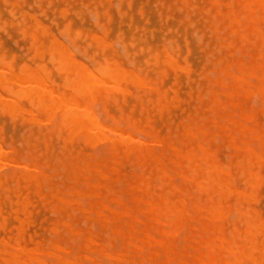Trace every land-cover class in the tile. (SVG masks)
Listing matches in <instances>:
<instances>
[{
	"label": "bare ground",
	"instance_id": "1",
	"mask_svg": "<svg viewBox=\"0 0 264 264\" xmlns=\"http://www.w3.org/2000/svg\"><path fill=\"white\" fill-rule=\"evenodd\" d=\"M7 1L8 0L4 1L3 3L4 4L5 3L6 4L7 3L8 4L14 3V2L12 3V2H9V1L7 2ZM23 1H26V0H23ZM92 1H94V0H91V2ZM184 1H187V0H184ZM193 1L195 2V0H193ZM212 1H213V6L214 5L216 6V13H217L216 16H218V22H219V23L216 22V20H217L216 19V20H214V23L215 22L218 23V24H216L218 26L220 23L224 22L225 29L226 30L229 29L232 33H234L233 35L238 36L239 42L241 44L239 45L240 50L237 49V52L240 53V51L243 49L244 46H248L247 49L252 51V54H251L252 56H250V58H252V59H250V63L247 62V63H249V64H247L244 60L236 59V57H235L236 60L233 59L234 64L233 63L227 64V62H226V65L221 68V70H222L221 73H223V75H226L228 78L231 79V81L229 82V84L231 86L228 88L229 90L226 89L228 86L226 85L225 78H227V77L223 78V77L219 76V78H216L219 80L218 82H221V80H222V85L226 86V88H224V89L227 90L228 103H231V106H233V110L229 111L230 110L229 105L228 106L224 105L223 102L220 100L221 98L219 99L218 96L214 93L212 96V99H211V102H212L211 106L215 109H217V107H219L218 110L220 108L224 109L226 114L222 115V119L219 118L220 116H217L218 117L217 118V117H215L216 112L214 115V112L210 111L212 107L209 108L208 110H203V112L201 114H200V112L197 111L199 117L196 120H193V118H192L190 124L187 121V119H186V121L188 122V124H186V121L183 122V124H182L183 128L178 133V140H174V141H178V144L173 143V140H169L167 138L169 136L160 137L158 135L159 130L157 131V134H153V133L149 132L148 130H146L148 128L147 127L145 128V126L143 128H139L138 126H136L135 121L133 123H129L130 118H128V117L126 119L127 122H125V124H127L126 126L129 127V131H126L125 129H123V127H125L124 122H122L123 119L121 122H119V123L124 124L123 127H121L123 124H121V126H119L120 124H118V122H116L118 125H116V124L110 125V122L108 123V121H111V120H108V118L112 115H109V117H106V115L108 114V113H106V115L104 116L105 112H107V111L109 112V109L108 110L106 109V111L104 112L103 109H105V108H103L104 105L102 106V104H105V100H106V103L108 102L107 100H110L109 96L111 95V93L109 92V90L111 89V86H113L112 88L114 90L119 91V90L124 89L121 85V83L124 80L130 79V77H132V76L136 81H139V82H141L142 79H140L138 77L139 75L134 76L132 74L130 76V74H126L125 70H123V68L121 66L112 67L110 64L113 62H111L110 60H109L110 63L107 62V64H105V65L101 64L102 66H100V64H99V67L95 66L94 70L97 71V73H94L92 71V69L88 68L89 70H91V72H92L91 73L90 71H88L86 69L87 68L86 65H83V62L81 63V61H74L76 59H74V58L72 59L68 56L67 53H72L73 51L71 49L69 50V48H66L63 50L61 47L62 44L60 43V41H61L60 39L56 40V38H55V42L52 41L50 43V46H48V50L51 52L49 57H50V60L53 59V62L50 60H48V61H50L49 62L50 64L52 63L51 64L53 66L52 68H54V70L56 69L57 73H61V74L65 73V72L67 73V76L64 77L65 80H62V81H65V83L62 84V85H64V87L69 86V85L74 86V84L76 82L75 87L71 89L72 91L71 92H69L70 90L68 91L69 94L65 93L63 90V92H59V94H57L55 96L53 95V93L55 94V92H53L51 90V88L49 86L50 84L47 83V80H46V78L49 76L50 70L47 71L48 76L46 75L47 73H45L44 76L45 77L47 76L45 78L44 76H42V74H39L37 72L29 71L28 73H26V70H24L26 68L25 67L26 65L22 64V67L19 68L20 69L19 72H21L20 76H16L15 74L14 75L17 77V79L19 81L22 80L25 83L26 78L24 79V75L28 74V76H29L28 81L31 82L30 79L35 78L34 80L36 83L33 82L34 81L33 79H32L33 80L32 82L34 84H37V86L31 87L29 84L28 87H19L20 89L17 88L18 90H13L12 89L13 87L11 85L10 86L8 85V82L12 81L11 78H7L5 75L0 74V84L5 88V89L3 88L1 91L4 92L5 90H7V94L9 92V94H11L12 96H16L18 98L19 97L29 98L31 101H29L28 105L26 104V107H29V105L34 104V103L37 104L38 108H40L42 110L43 117H44V118H39L36 115H34V112L32 110L23 108L18 102L21 99H19L18 101H16L15 98H12V100H8V99H11V97L9 98L8 96H4L3 94L2 95L0 94L2 97V99L0 100V110L1 111L2 110L3 111L8 110L7 113L4 112L5 114H7V118H8V114H9L8 112H10L14 115H17L20 112H25V113H27V115H29L28 117H26L29 122H33L35 124H38V126L40 124L41 127L43 125L45 127L48 125L49 126V127L47 126L48 130L46 132L44 131L45 133L44 132L42 133L43 134V137L41 136L42 139L40 136L35 138L34 133L32 131H30V129L32 127L35 128V126H36L37 128H39L40 126L38 127L37 125L31 124L32 125V126H30L31 128H29L28 129L29 131L28 132L26 131V132L27 133H29V132L33 133L34 137L33 136H31V137L34 138L35 140H40V139L42 140V143L45 144L43 146H45V148H46V151L44 153V154H46V156L49 152L52 151V153H53L54 150H56L53 148H52L53 150H51L50 142H53L55 140V144H56V146H58L57 141L62 138L59 136L58 140H56V139L52 140L51 136L49 137V135H52L55 132L59 133L58 135L63 136V141H60V143L65 142V146L61 145L58 142L59 146L66 148V150H67L66 152L69 151V154L71 155V156L67 155L66 152H64L65 153L64 154L62 150H61L62 152L61 151L59 152V153L64 154V156H62L63 158L61 160L58 159V161L64 163V165H65L64 167L66 169H69V167L71 166L70 171H69V175H67L69 177L66 178L67 180L68 179H70V180H68L69 185L66 187L65 192H61V189L58 188V190L55 191L51 195V196L55 197V200H56L54 202V204H51V205L55 209L59 208L60 209V210L58 209L59 213L60 212L62 213V211L65 210L68 206H69V208H67V209H80V211L82 210V212L87 216L88 219L94 217V220H96V221L92 220L93 221L92 224H94V222L99 223L103 227V231L107 232V233H108V231H107L108 229L111 230L110 235H109V233L107 234L110 236L108 238V243L103 244V243L98 242V240L96 239L97 236L95 238L94 235L92 234V232L85 233L81 228H74V227L69 226V223L67 222L66 219L73 221V219L69 218V216H71L70 212L68 213V216L66 219H65V215L63 217L62 216L60 217V215L57 212H55V213H53L54 216L58 217V215H59L60 218H59V221H58V219H56V221H58V222L55 221V222L51 223V219H50V222L47 221L48 224L50 223V225H49L50 230H48L49 231L48 233H50V231H51V237H53V235L55 234L54 235L55 237H53V238L58 239L59 241H61L60 237L56 238V236H61V238H66V236H67L69 238V236L67 235L69 233L73 238V239L71 238L72 241L74 243H75V241H77L72 248L73 250H75V248H76V251L72 250L71 252H73V253L71 254V252L69 250H67L68 248L63 245L64 243L62 244L63 241L59 242L58 240H54V239L49 240L51 237L48 239V241H45V242L39 241L37 239H36L37 241H35V238H33L30 235L31 232L28 233L29 239H27L26 229H27V227H28V229L30 228L29 227L30 226L29 225L30 224L29 223L30 222L29 217H30V215L32 217L31 211L33 212L36 209L35 204L37 202L34 203V197L32 195V198H33L32 201L34 203V204L32 203V206L33 205H35V206H33L34 210L29 209V205L31 203V200L29 197L30 191L29 190L27 191L25 189V191H26L25 193L20 191L17 194H15L17 197V200L15 199L16 202L14 201V203H16L15 204L16 208H14L15 207L14 204L11 203V202H13L12 199L9 200L7 198L8 196H6V195H12V194H10L9 190L19 189L21 186V183L23 181L26 182L27 184L22 185V187H25V186L29 187V186L35 185L38 189L41 187L43 182H45V184L50 182L52 180V178L50 180V173L46 172V171H41V170H44V167L48 166L47 161H49V160L47 159L43 162L44 167L40 166V168H38V169H36V167H33V166L30 167L25 163L22 164V163L16 161L12 157H10V158L7 157L5 155L6 153L4 154V152L2 151V149L4 147H1V146H3V145H1V143H0V145H1L0 146V170L3 168H6V169H3L4 171L3 170L0 171V186L3 185L2 189H4V187L7 186L8 188L7 187L6 188L8 191L5 190L6 188L4 190H2V189L1 190H2L3 195L5 196V199L7 198L9 201H11V202H9V203H11V205H9V207L11 208L12 205L14 206L13 207L14 209L13 208H11V209H13L15 214H17L18 212L22 214V216L20 214L14 215V217L17 218L18 223H15L16 228L14 230H16V232L13 233L10 228H11V226H12V229L15 227V226H13V222H14V219H16V218H14V217H13L14 219L12 218V220H13L12 225H10V227L8 229L7 225L11 223L10 222L11 220L8 221L5 217L6 215L4 216L2 214V202H1V197H0V231L1 230L4 231L3 235H1L2 233H0V264H146L147 261L150 262L149 260L156 261L158 259L157 258L155 260V258L159 257V255H160L159 251L156 249L157 246H159L165 250L164 257L162 256L163 254L161 253V255H160L161 257H160L159 261L161 262L165 258V264H175V259L177 257L176 256V253H177L176 252V250H177L176 246H177V241H178L180 234H184L183 239H184L185 243H184V247L182 245L183 248H185L186 244H187V245H190L189 247L192 246L196 249V251L192 250L195 254L192 253L193 255L190 256L191 257L190 259H185V257H184L185 250L181 249L183 251H181V255H179V256H181V258L183 257V259H181L180 261L184 264H264V218H262L261 214L255 208H253L252 205L250 204L251 201L254 200L257 196V189H258V186L260 184L259 179L261 177V175L259 177V171L256 170L255 167L259 166L261 164V162L264 161V131H263L264 129L262 126L260 127V126H258V124L252 123L253 121L256 122L255 121V119H256L255 115H257V114H255L256 112L254 113L253 110H254V107H256V105L258 104L257 101H259V99L261 100L260 101L261 105H258V106H260V108L262 106L263 109L262 108L261 109L264 110V0H222V1L221 0H212ZM38 2L36 3V5L38 4ZM57 2H59V1L57 0ZM81 2L83 3V1H81ZM94 2H93V4H94ZM54 3H55V1H54ZM88 3H90V2H88ZM104 3H106V1H104ZM115 3H113V4H115ZM123 3H124V1H123ZM123 3L121 2V5ZM126 3H128V2H126ZM174 3H176V2H174ZM182 3H184V2L182 1ZM136 4L137 3H134L133 5H136ZM161 4L163 5L162 2H161ZM38 5H39V7H41L40 4H38ZM82 5H80V6L82 7ZM87 5H89V4H87ZM154 5L157 6V4H154ZM94 6H97V5H94ZM122 6H124V4ZM221 6H223V7L226 6L227 10L225 12H222L223 10L221 11V9H220ZM21 7H24V6H21ZM50 7H51V5H50ZM81 7H79V8H81ZM109 7L111 8V6H109ZM138 7L139 6H137L136 9L140 10ZM12 8L14 9V7H12ZM32 8H33V6H31V9ZM71 8H72V6H71ZM110 8L107 10L109 11ZM117 8H119V7L117 6ZM140 8H142V7H140ZM195 8H196V6H195ZM82 9H83V11H86L85 10L86 8L85 9L82 8ZM97 9H98V7H97ZM97 9H95V10H97ZM168 9H170V7ZM191 9H193V8H191ZM4 10H6V9H4ZM10 10L12 11V9H10ZM36 10H37V8H36ZM62 10L64 11V9H62ZM116 10L119 11L118 9H116ZM157 10H158V8H157ZM182 10H183V8L181 10L178 9V11H180V12H182ZM208 10H209V8H208ZM11 11L9 14H12V16H13L14 12L12 11L13 13H11ZM46 11L47 10H45V12ZM15 12H16V10H15ZM24 12H25V10H24ZM104 12L102 11V14ZM139 12L143 13L142 10ZM209 12L210 11L205 12V13L208 14ZM83 13H85V12H83ZM106 13H107V15H109L107 11H106ZM106 13H104V14L106 15ZM123 13H125V12H123ZM30 14H32V13H30ZM40 14H41V12H40ZM93 14L95 15V13H93ZM118 14H119V12H118ZM158 14H161V12ZM200 14H201V11H200ZM42 15H43V13H42ZM44 15H46V13H44ZM80 15H81V13H80ZM80 15H78V16H80ZM126 15H127V13H126ZM140 15H142V14H140ZM172 15H173V13H172ZM0 16H2V15H0ZM17 16H19V15H17ZM97 16H98V14H97ZM122 16L123 15H121L120 17L122 18ZM216 16L213 15L212 17L215 19ZM143 17H141V19H143ZM147 17H146V20H147ZM189 17L190 16H187L186 18H188L190 20L191 18H189ZM91 18L93 19V22H95L97 24V22L94 21V19H96V16H95V18L91 16ZM109 18H110V16H109ZM131 18H132V16H131ZM161 18H162V16H161ZM166 18H169V16H166ZM202 18H203V16H202ZM104 19H106V18H104ZM188 19H186V20H188ZM21 20L25 21L24 19H21ZM30 20H32V19H30ZM80 21L82 22L81 19H80ZM131 21H133V20H131ZM149 21H148V23H149L148 25H150ZM179 21H182V20H179ZM167 22H168V19H167ZM53 23H56V22L53 21ZM83 23H84V21H83ZM4 24L6 25L5 22H4ZM107 24H108V22H107ZM131 24H133V22ZM144 24H147V23L144 22ZM162 24L163 23H161V25ZM194 24H190V25L194 26ZM5 25L0 27V29L1 28L4 29ZM39 25H41V24H39ZM69 25L70 24L68 23V25L65 26V28L67 30H68L67 26L69 27ZM126 25H128V24H126ZM102 26L104 27L103 24L101 25V27ZM128 26H130V25H128ZM154 26H155V24H154ZM204 26H205V24H204ZM28 27H30V26L28 25ZM40 27H42V25ZM43 27H44V25H43ZM147 27L148 26H146L145 29ZM102 28H100V26H98V29H101V31H102ZM19 29L20 28H18V30ZM22 29L24 31V29H26V28H22ZM63 29H64V27H63ZM108 29L111 30V28H109V27H108ZM45 30H44V32L42 30V33H45V32L48 33L47 30L46 31ZM71 30L69 28V31H71ZM105 30H107V29H105ZM105 30L103 29L104 33H103V31H102V33L104 34V36L105 35L107 36L108 30L107 31H105ZM138 30L140 31L141 29H138V25H137V31ZM148 30H146V32ZM170 30L171 29H169V31ZM185 30H186V28H185ZM8 31L9 30H7V32ZM59 31L62 32V33L60 32L59 35H62L64 32V30H59ZM137 31H135V32H137ZM144 31L145 30H143L142 34H144ZM149 31H150L149 37H151V32L153 33V30L152 31L149 30ZM211 31H213V30H211ZM221 31H219V33L220 32L225 33V32H223V30H221ZM29 32H31V31L29 30ZM77 32L75 30L74 34H72L75 36V37L73 36L75 38V40L78 39L76 37L81 36V33L78 32L80 34L78 36ZM106 32H107V34H106ZM135 32H133L132 34H134ZM170 32H172V30ZM176 32H177V30H176ZM13 33H15V31ZM19 33L24 35L21 32H19ZM46 33L42 34V35H46ZM68 33H69L68 31H67V33H66V31L64 32V34H67V35H68ZM75 33L77 36L75 35ZM147 33H145L146 39L147 40L151 39L149 41H152V38H147V36H148ZM166 33L167 32H165V35H166ZM213 33H215V32L213 31ZM27 34H28V32H27ZM142 34H141V36H142ZM29 35H31V34H29ZM67 35H65L64 40L67 39V37H66ZM95 35H93L92 38ZM194 35L198 39L200 38V36L198 37L197 34H194ZM10 36H11V34H10ZM48 36H49V34H48ZM48 36H45V37H48ZM86 36H87V34L85 35V37ZM211 36H212V34H211ZM9 38H12V37H9ZM68 38H70V36H68ZM86 38H85V42H86ZM155 38L153 37L152 42L156 41V40H154ZM221 38H224L227 42L226 44H223L224 46H226V47L228 46V48L229 47L233 48V46L235 47L236 44L234 45L232 43V40L228 41L229 36H225V37L221 36ZM31 39H33V44L35 43V45H36V42L38 40L37 34L34 33L33 38H31ZM96 39H98V41L95 40L96 42H99V43L101 42L100 36L98 37V35H97ZM133 39H134V37H132V40ZM146 39L145 38L143 39L144 45H145V52L150 50L149 49L150 47L148 48L146 46V44L149 43V42L146 43L147 42ZM198 39H197V41H198V43H200L199 41H201V38H200V40H198ZM29 40H30V38H29ZM72 40H73V38H70L67 41L66 40L65 41L67 43H68V41L71 43ZM75 40H73L72 42H75ZM118 40H116V41L118 42ZM121 40H119V41H121ZM192 40L193 39H191V41ZM49 41H50V39H49ZM56 41H59V42H57L58 44L56 43ZM81 41L83 42L84 40L82 39ZM176 41L177 40H175L174 42H176ZM185 41H188V40H185ZM218 41L221 42L220 38ZM20 42H19V45L22 44ZM85 42H83V43H85ZM117 42L114 44V46L117 44ZM172 42H166V40H165V43L172 44ZM89 43L92 44V42H88V44ZM105 43H107V42H105ZM156 43H154V44H156ZM188 43L189 42H186L187 45H188ZM0 44H1V42H0ZM85 44H87V42ZM88 44H87V47H90V46L92 48L94 47V46L88 45ZM98 44H96V45H98ZM123 44L124 45H122V46L126 47L125 43H123ZM128 44L131 45L132 42H130ZM190 44H189V46H190ZM71 45H73V44L71 43ZM175 45H177V44H175ZM223 45H222V48H225ZM207 46H206V48L208 49ZM29 47L31 48L32 44H30ZM33 47L38 48L37 46H33ZM67 47H69V46H67ZM83 47L85 48V46H83ZM133 47H134V45H133ZM177 47L178 48H176V50L179 49V51H180V46L178 45ZM30 48H29V50H30ZM92 48H89V49L91 50ZM170 48H173V47H170ZM19 49H17V50H19ZM86 49H84L85 52H87ZM200 49H201L200 51L205 50L204 48L203 49L200 48ZM247 49H246V52H249ZM76 50H77V46L75 47V52H77V54H79L78 50H80V48H78L77 51ZM94 50H95V48H94ZM123 50L124 49L122 48V51ZM143 50L144 49L142 48L141 52H140L141 54H142ZM163 50L166 51V48H164ZM173 50L175 51L174 48H173ZM189 50L187 49V51L190 55L191 51H189ZM34 51H35V48H34ZM36 51L39 52V49H36ZM36 51L34 54L36 56H33V57H37ZM69 51H71V52H69ZM103 51H104V49H103ZM124 51H127V49ZM3 52H6V51L4 50ZM42 52H39V54H41ZM96 52L95 53L98 54V51H96ZM218 52H220V54H221L220 48L218 49ZM6 53H8V52H6ZM100 53H101V51H100ZM23 54L27 55L26 53H23ZM56 54L58 57L55 56ZM83 54H84V56H82V57H84V59H85L86 53H83ZM170 54L168 53L167 58L163 59L162 63L163 64H170L172 67H176V68L179 67V69H180V65L178 66L176 59L173 57L174 55H172V53H170ZM25 55H24V57H25ZM80 55H82V54H80ZM129 55H128V57H129ZM240 55H241V53L239 55L237 53V56L240 57ZM99 56H102V54ZM176 56L179 57L180 54L178 53V55L176 54ZM209 56H211V54H209ZM229 56L233 57V56H236V54L233 53ZM5 57L6 56L1 58V56H0V61H2L3 58H5ZM12 57H13V59H15L16 56L14 57V55H12L11 60H13ZM33 57H31V58H33ZM40 57H39V59H40ZM128 57H126V58H128ZM148 57L149 56H147V58ZM155 57H156L155 59H157V60L159 59L158 53L155 55ZM56 58L58 59V61H54ZM104 59L105 58H103L102 60H104ZM133 59H134V57H133ZM145 59H144V61H145ZM151 59L154 60V56H152ZM206 59L209 60L206 62V64L210 63V59L209 58H206ZM226 59H227V56H226ZM245 59H246V57H245ZM247 59L249 61L248 57H247ZM128 60H129V58H128ZM152 60L149 59V61H152ZM182 60L183 61L185 60L184 62H186V65L188 64L189 66H191L190 62H187L186 56L184 59H181V61ZM189 60H191V59H189ZM223 60H225V59H223ZM223 60H222V62H223ZM27 61H30V60L28 59ZM48 61H46V62H48ZM125 61H127V59ZM15 62H16V59H15ZM46 62L43 65H46ZM55 62H56V64L59 62V66L54 64ZM104 62H105V60H104ZM129 62L131 63V62H133V60L132 61L130 60ZM146 62H148V61H146ZM157 62L155 61V63L153 62V64H151L152 62H150L149 65L151 64L153 66ZM3 63H5L4 65L8 64L9 68H12L13 66L10 67V65H12L14 62L12 63V61L11 62L9 61L7 64H6V61L0 62V65H3ZM33 63L34 62H32V64ZM131 64H129V65L132 66L133 64L132 65ZM147 64L148 63L145 64V68L149 67V65H147ZM218 64L219 63H217L215 66H217ZM36 65L38 66V64H36ZM146 65H147V67H146ZM219 65L217 67L221 66V65L220 66ZM23 66H24V69H23ZM54 66L55 67L58 66V68L57 67L55 68ZM155 66H157V65H155ZM184 66H182V67H184ZM39 67H40V65H39ZM41 67L45 68V66H41ZM41 67L39 69H41V71L44 73V71L42 70ZM96 67L98 69H95ZM167 67H169V65ZM21 68H22V71H21ZM31 68H33V67H31ZM201 68H204V66ZM0 69H1V67H0ZM13 69H15V68L13 67L12 71L10 69V72L12 73V75H13V71H14ZM28 69H29V67H28ZM58 69L64 70L65 72L64 71H63V73L58 72L57 71ZM188 69L191 70L190 67L186 68V70H188ZM44 70H46V68ZM148 70H150V68ZM164 70H166V69H164ZM164 70L161 73L162 75L161 74H157V75L160 77L163 76L164 73L166 75V71H164ZM170 70H173L172 74H174V72L176 74L178 71V69H177V71L176 70L174 71L173 68L172 69L170 68ZM182 70H185V69L182 68ZM213 70L216 71V69H213ZM5 71L9 72L8 70H5ZM180 72L181 71H178V73H180ZM210 72L213 73L212 71H210ZM141 73H138V74H141ZM147 73L148 72H146L145 75ZM187 73H186V75H188ZM211 73H209V74H211ZM58 75H60V74H56V76H58ZM165 75H164V77H165L164 79H167L168 77ZM189 75H190V73H189ZM189 75L186 77L189 78ZM211 75L213 76V74H211ZM215 75L217 76V74H215ZM220 75H222V74H220ZM158 76H156V77H158ZM145 77L147 78V76H144V78ZM228 78H227V80H228ZM174 79H176V78H174ZM200 79L198 78V80H200ZM159 80H161V85H163L162 84V83H164L162 81L163 78H161ZM201 80H203V77ZM62 81H61V83H62ZM111 81H112V83H111ZM147 81L148 80H146V83L143 81L142 82L145 85V84H148ZM167 81H168V79H167ZM188 81L189 80H187L186 82L188 83ZM14 82L18 83V82H16V80ZM132 82L135 83V81H132ZM142 82H141V85L143 84ZM157 82H156L155 87L158 88ZM176 82H177V80L173 83L176 84ZM209 82H208V84H210ZM19 83L21 84L22 82H19ZM109 83L111 84V86H109ZM173 83H172V86L174 85ZM191 83H192V81H191ZM25 84L28 85L27 82ZM47 84H49V85H47ZM153 84H155V82H153ZM158 84H159V82H158ZM21 85H23V83ZM149 85L147 86V87H149L147 89L155 88L154 85L153 86H149ZM57 86H59V85H57ZM57 86H55V87H57ZM186 86H188V85H186ZM198 87H199V84L197 85V89H199ZM66 88L67 87H65V89ZM133 88H132V86H130V89H133ZM177 88H178V86H177ZM56 89L58 90L60 88H56ZM125 89H127V88H125ZM205 89H206V87H205ZM221 89H222V86H221ZM156 90L157 89H155V91ZM170 90H173V89H170ZM58 91H61V89ZM66 91H67V89H66ZM126 91L123 90V92H126ZM176 91H174V93H175L174 95H177ZM197 91L200 92V90H197ZM127 92L130 93L129 90ZM137 92H138V90H137ZM189 92L191 94V91H189ZM192 92H193V89H192ZM146 93L143 92L144 95ZM157 93H158V98H156L155 101H156V109H158L160 111L159 112V117H160L161 116L160 113L164 112L165 107H166V104L163 103V98L166 102H168V101H167V99H165L166 96L164 97L159 90L156 91V94ZM165 93L166 92L164 90V94ZM116 94L118 95L119 93H116ZM209 94H207V96ZM254 94L258 95L259 98L254 99V96H255ZM112 95H114V94L112 93ZM119 95H121V93ZM138 95L141 97L140 94H138ZM219 95H222V94L220 93ZM251 95H253L252 100H256V99H258V100H256V105L254 107L252 106L253 109L250 108L247 110V109H245L246 105H244L243 100L246 97H249ZM101 96H105L106 99H104V101H101V103L103 102L102 104H100V102L97 104H98V107H99V105L102 106L101 109L103 111L101 112V109H99L101 113L98 110H95V111L98 114L99 113L101 114V115L99 114L100 117L102 115L104 116L103 120L105 122H103V123H101L97 119L98 117H97V115L95 116V114L93 113V109H92L93 103L97 100V98H99ZM127 96H128V94H127ZM129 96H131V95H129ZM139 96H137V97H139ZM186 96H188V95H186ZM207 96H204V97H207ZM113 97H114V99H112L111 101H113V103L114 102L116 103V101H118L117 100L118 98L116 97V99H115V96H112L111 98H113ZM125 97L126 96H124L122 99H125ZM132 97L136 98L135 95ZM148 98H149V96H148ZM170 98H171V101L175 100L173 98V96H170ZM177 98H176V100H177ZM191 98H190V100H194ZM224 98H226V97H224ZM200 99H202V98L200 97ZM206 99H209V97ZM114 100H116V101H114ZM136 100H139L138 102L136 101L137 103H139V102L141 103V101L143 102V100L140 101V99H137V98H136ZM184 100H185V98H184ZM24 101L26 102V100H24ZM125 101H123V102H124V105L128 106V111L130 110V108H132V109L134 108V107L129 108V105H127V103ZM150 101L152 102L151 105L154 108L155 107V104L153 103L154 100L150 98ZM198 101H200V100H198ZM198 101H196V103H199ZM223 101H225V100H223ZM27 102H28V100H27ZM30 102H31V104H30ZM184 102H186V101H184ZM129 103L130 102H128V104ZM192 103L193 102H191V104ZM108 104H109V102H108ZM179 105H174L175 106L174 108L177 109L176 107ZM37 106H35V107H37ZM112 106H114V105H112ZM30 107H32V106H30ZM120 107L118 110H120ZM198 107H200V106L198 105ZM187 108H189V107H187ZM237 108H239V110H237ZM34 109H36V108H34ZM116 109H117V107H116ZM143 109H141V110H143ZM151 109H152V107H151ZM171 109L173 112V108H171ZM175 109H174V111H176ZM221 109H220V111H221ZM256 109L254 111H256ZM123 110H124V108H123ZM166 110L168 111V108ZM181 110H182V108H181ZM3 111L0 113H3ZM184 111H181V113H183ZM207 111H209V112H207ZM258 111L261 112L260 110H258ZM35 112H36V110H35ZM4 113L2 114L3 116H4ZM102 113H104V114H102ZM130 113H132V112H130ZM154 113L155 112L152 113L153 115L152 114H149V115L154 116L155 115ZM156 113L158 114V111H156ZM181 113H179V114H181ZM123 114H124V111L119 116L123 117ZM189 114H191V112ZM196 114L197 113H195L194 115H196ZM27 115H25V116H27ZM125 115L128 116L129 114L127 113ZM164 115H166V113L163 114V116ZM3 116H1V118ZM10 116L11 115L9 114V117ZM21 116L24 118L23 114L20 115L19 117H21ZM263 116H264V114H263ZM13 117H16V116H13ZM13 117H10L9 119H11V118L13 119ZM22 117L19 118L20 120L17 119V121H21ZM132 117H133V115H132ZM159 117H157L158 120L162 116L160 118ZM166 117H168V116H166ZM101 118H100V120H101ZM137 119H139V118H137ZM141 119L143 120L144 118H141ZM218 119H221L222 122H218ZM23 120L24 119H22V121ZM176 120H177V117H176ZM221 120H219V121H221ZM17 121H16V118L13 120L14 123ZM106 122H107V124H104ZM154 122H156V121H154ZM161 122H162V120H161ZM172 122H174V121L172 120ZM176 122H178V121H176ZM43 123H47V124H43ZM180 123H182V121H180ZM211 123L214 124L213 128H214V126L218 125L219 132L224 133L227 140L229 141V144L233 147V150L234 149L236 150V152H237V153H235V154H237L236 158H235L236 160L233 159L234 158L233 157L234 155H233L232 156V163L235 166L234 168H237L238 171L236 172L235 171L236 169H235L234 172L236 174L239 173L242 176L243 175L246 176V181H247L248 185L245 188H239L236 186V184L238 182L236 183L237 176H236V174H234L233 168L222 165V163L219 161V159L217 157L218 156L217 151H215L212 148V146H214L213 145L214 143H212V145H211L213 135H214L213 134L214 131L212 130L213 128L210 126ZM146 124H149V123L146 122ZM261 124H263V123H261ZM157 125H159V124H157ZM164 125L166 126L165 123H164ZM176 125L178 127V123ZM149 126L151 127L152 125L149 124ZM165 126L163 128H166V130L168 131V129H170V128L167 129V127H165ZM28 127H29V125H26L24 127L26 129H24V130H27ZM37 128H36V130H37ZM131 128H134L135 131L131 132L130 131ZM152 128H153V126H152ZM15 129H17V128H15ZM176 129H178V128H175V130ZM214 129H217V128H214ZM261 129H263V130H261ZM41 130H42V128H41ZM137 130L140 132L148 134V136L150 138H146L147 140L138 138L137 134L139 136L141 134L139 132H137ZM163 130H165V129H163ZM218 130H217V132H218ZM39 131H40V129L37 130V132H39ZM167 131H166V133H167ZM169 131L171 132V130H169ZM16 132L14 130V133H16ZM21 133L23 135L25 134L23 132H21ZM215 133H216V131H215ZM37 134H39V133H37ZM174 134H176V133H174ZM211 134H213V135H211ZM26 136H27V134H26ZM28 137L30 139L29 134H28ZM48 137L50 139H48ZM145 137H146V135H145ZM173 137H175V135ZM56 138H57V136H56ZM217 138L219 139L218 136H217ZM80 140H81V142L84 141L85 143H87L89 145L90 144L93 146L99 145L97 147H99L101 149V151H99L100 149H97V147L93 148V151L95 149H97L99 152L96 151V153L98 152L100 155L99 154L96 155L95 151L93 152L94 154L93 153H87L88 149H92V148H88L90 146H88V147L84 146L87 148L86 149L87 152L86 153L82 152L79 149L83 145L82 146H80V145L76 146L75 145L74 148L75 147L76 148L80 147V148H78L79 152L73 153V150L72 149L70 150V148H72V147L70 146V148H69V145H73V142H75V141H77L75 143H78ZM1 141H3V139H1ZM23 141H24V139H23ZM222 141H224V140H222ZM21 142H22V140H21ZM223 143H225V142H223ZM256 143L259 144L258 149L255 146ZM10 144L8 146L12 145V144L11 145ZM25 144H26V141H25L24 145ZM27 144H26V146H27ZM32 144H33V146H37V142H34V143L32 142ZM22 145H23V143L20 146H22ZM5 146L8 147L7 145H5ZM28 146H32V145L28 144ZM101 146L105 147L107 155L110 154L108 162H106L108 159L105 160L104 156L101 155V152H103L102 151L103 149L101 148ZM158 146L161 148V150L158 149ZM13 147L14 146L12 145V147H10L11 149H9V150H12ZM40 148H39V151H40ZM167 148H168V150L170 148V150L172 149L174 151L173 154H174L175 158L171 160V162H173V166L170 165L169 162H167V160H166L167 159V150H166ZM229 150H230V148H228L227 151H229ZM33 151H35V149ZM56 151H59V150H56ZM23 152H26V150H24ZM29 152H31V151H29ZM172 152H170V154ZM232 152L233 151H231V153ZM11 153L12 152H10V154ZM41 153H42V151H41ZM104 153L105 152H103L102 154L107 156L106 153L105 154ZM29 154H32V152ZM131 154L135 155V156H133V157H135L133 159L137 163V165L139 167H141L142 169H140L141 173H139V175H137L138 179L132 180L134 182L129 181L127 183L128 186L130 187V189H132L131 191H132L133 202H134V206L133 205L132 206L136 207V208L131 209V211H130L129 209L126 208V206L124 204H121V207H113L109 202L120 203V201L117 200V198H116L117 195L115 196L112 193V191L111 192L109 191L107 193L106 190L108 189L109 185L112 184V181L115 180V178H117L119 176L118 172H116V168L114 166V163H118V162L120 163V157H122V158L125 156L129 157ZM38 155H39V153H38ZM65 155H67L69 157H67V156L65 157ZM224 156H226V154H224ZM26 157H28V156L26 155ZM64 158L65 159L68 158L67 160H69V162H66ZM21 159L22 160L25 159L29 163V161H28L29 158L27 160L25 157L23 158V156H22ZM30 160H33V159L31 158ZM37 160H38V158H37ZM55 160H57V158ZM229 161L231 162V160H229ZM232 163H229V164H232ZM33 164H34V162H33ZM37 164L35 162L36 166H37ZM129 164H131V163H129ZM127 165H128V163H127ZM42 167H43V169H42ZM64 167H62V168H64ZM122 167H123V169H125L124 168L125 166H122ZM62 168H61V172H63ZM55 169H56V167H55ZM57 169H56V171H58ZM32 170H34V171L32 172ZM45 170H46V168H45ZM52 171H50V172H52ZM118 171H120V170H118ZM129 171H130V169H129ZM262 171H263V169H262ZM173 174L180 177L181 182L179 181V184H177L175 182ZM124 175H125V173H124ZM55 178L57 180V177H55ZM127 178L125 180H127ZM123 179L121 180V182L123 181ZM243 180H245V179H243ZM60 181L62 182V179ZM121 182H118V183H120L119 186L122 187ZM239 183L241 184V182H239ZM13 184H14V186H13ZM127 184H125V186ZM63 187H64V185H63ZM44 188L45 189L48 188V190H46V191L50 192L48 186H47V188L46 187H44ZM50 189L55 190V188L52 185L50 186ZM111 189H109V190H111ZM117 189L118 188H116V191H117ZM39 191L40 190H38V191L36 190V192H39ZM4 192L6 195L4 194ZM7 192H9V193L7 194ZM114 192H115V190H114ZM11 193H13V192H11ZM62 193H63V195L69 194V196L68 197L63 196ZM258 193H259V190H258ZM85 194L87 197L89 196L91 198V200H89V197L88 198L86 197L88 199V201L84 200L85 196H83V195H85ZM120 194H122V193H120ZM15 195L14 196L12 195L11 197L13 198V197H15ZM106 196L109 197V199H110V201L108 199L109 202L107 201ZM38 197L40 199L41 196L37 195V198ZM41 198H43V197H41ZM121 198H122V196H121ZM123 198H125V197H123ZM7 199L5 201H7ZM39 199H37V200H39ZM81 199H83L84 201H82ZM127 199H128V197H127ZM3 200H4V198H3ZM85 201L88 202V204L86 203L87 205L85 204ZM39 204L44 206L43 205L44 203H39ZM39 204H38V206H39ZM253 205H254V203H253ZM5 206H8V204ZM51 207H49V208H51ZM53 207H52V209H54ZM7 208H6V210H7ZM11 209H10V211H12ZM40 209L41 208H39L38 210H40ZM43 209H44V207H43ZM47 209H48V207H47ZM47 209L45 210L46 213L48 212ZM38 210H36V211H38ZM8 211H6V212L11 215V213ZM71 211H73L72 213L74 214L75 210H71ZM80 211L78 210L79 213H80ZM233 211L237 214V217H236L237 219H235L233 221L232 228L230 230H227L228 226L226 225V222H228L230 220V218H231L230 215H231V212H233ZM6 212H4V213H6ZM137 212L144 214V216L146 217V221L142 220L138 216ZM51 213H49V215ZM79 213L76 212L75 214L78 215ZM40 214H42V212L37 214V216ZM55 214H57V215H55ZM43 215H45V212ZM43 215H41V216L43 217ZM61 215H63V214H61ZM41 216L37 217V218L39 219V218H41ZM45 216H48V215H45ZM45 216L43 217V219L46 218ZM75 216H74V219H75ZM79 216L83 217L84 215H79ZM10 217H12V216H10ZM31 217H30V219L32 220ZM125 217H128V219H124ZM232 217L234 218V216H232ZM122 218L124 219L123 225L120 223ZM34 219L36 220L35 217H34ZM44 220H45L44 223L46 224L47 219H44ZM83 222L84 223H82V224H85L88 221L83 220ZM27 223H29V224H27ZM40 223H42V221ZM111 223L113 224V226H111ZM137 223L139 226L140 225H143V226H141L139 228ZM26 224L29 226H27ZM38 225H39L38 226L39 230H41L40 226H43V225L42 224H38ZM72 225L77 227V223L72 224ZM31 226H33V224H31ZM45 226L43 228H48V226H46V227ZM96 226H98V225H96ZM87 227H89V226H87ZM91 227H92V225H91ZM36 228H35V230L38 229V228L37 229ZM43 228H42V230H43ZM93 228H94L93 230L96 229L95 227H93ZM7 229H8V231H7ZM46 232H47V230L44 231V233H46ZM155 233H157L158 236H156L157 234L155 235ZM35 234H37V232H35L34 235ZM141 234H143V236H141ZM45 236H47V235H45ZM116 237L121 238L123 241V246H122L123 249L121 251H120V249H119V251H117V248L115 249L116 241L119 244ZM180 237H182V236H180ZM74 238H76L77 240L74 241ZM38 239L44 240V238H42V237H40ZM72 241H70L71 244H73ZM179 246L180 245H178V247ZM129 251L131 253H129ZM95 255L98 256V259L105 258L107 261L105 260L106 262L103 263L104 259H102L103 262H100L101 260L100 261L97 260V258H95ZM136 258H138V261L136 260ZM176 264H178V263H176Z\"/></svg>",
	"mask_w": 264,
	"mask_h": 264
},
{
	"label": "rangeland",
	"instance_id": "2",
	"mask_svg": "<svg viewBox=\"0 0 264 264\" xmlns=\"http://www.w3.org/2000/svg\"><path fill=\"white\" fill-rule=\"evenodd\" d=\"M4 1H6V0H4ZM3 0H0V15H2V16H0L1 18H0V27H2L3 25H5L4 24V22L6 23V25H5V27H4V29L3 28H1L0 29V42H1V44H0V56H1V58L2 57H4V56H6L5 58H3V60L2 61H0V62H5L6 61V64L10 61H12V65H10V67L11 66H13L15 69H13L14 71H13V75H12V73L10 72V69H11V71H12V68H9V66H8V64L7 65H4L5 63H3V65H0V67H1V69H0V74L1 75H5L7 78H11L12 79V81H10V82H8V85L10 86H12L13 88V90H18L17 88H19V87H28L29 86V84H30V86L31 87H34V86H37V84H34V83H36L35 82V78L32 80V79H30L31 80V82L30 81H28L29 79V76H28V74H25L24 75V79L26 78V82L28 83V85H26L22 80H18L17 79V77L16 76H20V73L21 72H19L20 71V67H22V64H25L26 66V68L24 69V66H23V69L24 70H26V73H28L29 71H32V72H37V73H39V74H42V76H44L45 75V73H47V71H49V76H48V73L46 74L47 76V78H46V80H47V83H49V84H47V85H49L50 86V88H51V90L53 91V92H55V94L53 93V95L55 96V95H57V94H59V92H63V90H64V92L65 93H67V94H69V92H71L72 90V88H74L75 87V84H76V82H75V84H74V86L73 85H69V86H65V87H67L66 89H67V91H66V89H65V87H64V85H62V84H64L65 83V81H62V80H65V78L64 77H66L67 76V73L64 71V70H60V69H58L57 71L58 72H62L63 73V71L65 72V73H63V74H61V73H57L56 72V69L54 70V68H52L53 66L49 63L50 61H52L53 62V59L52 60H50V54H51V52L48 50V46H50V43L53 41V42H55V38H56V40H58V39H60L59 41H60V43L62 44V49L64 50V49H66V48H69V50L71 49L73 52V54L72 53H67L68 54V56L70 57V58H74V59H76V60H74V61H81V63L83 62V65H86V69L88 70V71H90L91 72V70H89L88 68H90V69H92V71L94 72V73H97V71H95L94 70V67L95 66H98L99 67V64H100V66H102V65H105V64H107V62H109L110 63V61L111 62H113V63H111L110 65L112 66V67H119V66H121L122 68H123V70H125V73L126 74H130V76L133 74L134 76H137V75H139L138 77L140 78V79H142V81L143 82H145L146 83V80H148L147 81V83L148 84H145L144 85V83L141 85V82H139V81H136L134 78H133V76L132 77H130V79H126V80H124L122 83H121V85H122V87L124 88L123 90H129L130 91V93L129 92H123V90H119V91H117V90H114L112 87L113 86H111V84L109 83V86H111V89L109 90V92L111 93V95L109 96L110 97V100H107L108 102H109V104H108V102L106 103V100H105V104H102L101 103V101H104V99H106V97L105 96H101V97H99V98H97V100L93 103V105H92V109H93V113L95 114V116L97 115V119L101 122V123H103V122H105L104 120H103V118H104V116L106 115V113H108L107 115H106V117H109V115H112V116H110L109 118H108V120H111V121H108V123L110 122V125H113V124H116V125H118V124H120L119 126H121V124H123V123H119V122H121L122 121V119H123V121L122 122H124V124H125V122H127V117L128 118H130V122L129 123H133L134 121H135V123H136V126H138L139 128H143L144 126H145V128L147 127L148 129H146V130H148L149 132H151V133H153V134H157V131H158V135L160 136V137H167V136H169V137H167L169 140H173V143H177L178 144V141H174V140H178V133L180 132V130H182V124H183V122L184 121H186V119H187V121L189 122V124H190V122H191V119L193 118V120H196L198 117H199V115H198V112H200V114L203 112V110H208L209 108H211L212 106V102H211V99H212V96H213V94L215 93L217 96H218V98L223 102V104L224 105H229V111H232L233 110V106H231V103H228V96H227V90L226 89H228L229 87H231L230 86V84H229V82L231 81V79L230 78H228L226 75H223V73H221L222 72V70H221V68L222 67H224L225 65H226V62H227V64L228 63H233L234 64V60H236V59H242V60H244L246 63L247 62H249L250 63V59H252V58H250V56H252L251 54H252V51L251 50H248L247 48H248V46H244L243 47V49L240 51V53H241V55H240V57L239 56H237V53H238V55L240 54L239 52H237V49H239L240 50V42H239V39H238V36H235V35H233L234 33H232L229 29H225V26H224V22H222V23H220L218 26L216 25V24H218L219 22H218V16H216V6L214 5L213 6V1L212 0H195V2L193 1V0H187V1H184V0H94V1H92L91 2V0H58L59 2H57V0H26V1H23V0H8L9 2H14L13 4H4L3 2H4ZM7 1V2H8ZM36 1V2H35ZM39 1V2H38ZM41 1V2H40ZM54 1H55V3H54ZM81 1H83V3L81 2ZM90 2V3H88V2ZM104 1H106V3H104ZM119 1V2H118ZM123 3V1H124V6H122L121 5V2ZM128 2V3H126V2ZM149 1V2H148ZM182 1L184 2V3H182ZM222 1V0H221ZM25 2V3H24ZM38 2V4H40V6L41 7H39V5L37 4L36 5V3ZM77 2V3H76ZM93 2H94V4H93ZM100 2V3H99ZM104 4H103V3ZM116 2V3H115ZM144 2V3H143ZM161 2L163 3V5L161 4ZM174 2H176V3H174ZM179 2V3H178ZM17 3V4H16ZM113 3H115V4H113ZM134 3H137L136 5H133ZM159 3V4H158ZM174 3V4H173ZM25 4V5H24ZM35 4V5H34ZM83 4V5H82ZM87 4H89V5H87ZM93 4V5H92ZM128 4V5H127ZM141 4V5H140ZM148 4V5H147ZM154 4H157V6L156 5H154ZM188 4V5H187ZM50 5H51V7H50ZM80 5H82V7L80 6ZM94 5H97V6H94ZM102 5V6H101ZM133 5V6H132ZM143 5V6H142ZM171 5V6H170ZM21 6H24V7H21ZM31 6H33V8L31 9ZM71 6H72V8H71ZM94 8H93V7ZM109 6H111V8L109 7ZM116 6V7H115ZM117 6L119 7V8H117ZM121 6V7H120ZM135 6V7H134ZM137 6H139L138 8L140 9V10H137L136 9V7ZM149 6V7H148ZM151 6V7H150ZM195 6H196V8H195ZM6 7V8H5ZM12 7H14V9L12 8ZM79 7H81V8H79ZM97 7H98V9H97ZM107 7V8H106ZM110 8V10L108 11L107 9H109ZM132 7V8H131ZM140 7H142V8H140ZM158 8V10H157V8ZM164 7V8H163ZM170 7V9H168ZM190 7V8H189ZM20 8V9H19ZM36 8H37V10H36ZM41 8V9H40ZM82 8H86L85 10L86 11H83V9ZM121 8V9H120ZM130 8V9H129ZM150 8V9H149ZM175 8V9H174ZM183 8V10H182V12H180V11H178V9L179 10H181ZM191 8H193V9H191ZM208 8H209V10H208ZM211 8V9H210ZM4 9H6V10H4ZM8 9V10H7ZM10 9H12V11L14 12V14H13V16H12V14H9L10 13ZM62 9H64V11L62 10ZM88 9V10H87ZM91 9V10H90ZM95 9H97V10H95ZM116 9H118L119 11H117ZM201 9V10H200ZM203 9V10H202ZM220 9H221V11L222 12H225L226 10H227V8H226V6H221L220 7ZM10 10V11H9ZM15 10H16V12H15ZM24 10H25V12H24ZM36 10V11H35ZM39 10V11H38ZM45 10H47L46 12H45ZM50 10V11H49ZM90 10V11H89ZM108 12V14L109 15H107V13H106V11ZM143 11V13H141V12H139V11ZM169 10V11H168ZM11 11V13H13ZM55 11V12H54ZM74 11V12H73ZM79 11V12H78ZM93 11V12H92ZM96 11V12H95ZM102 11L104 12V13H106V15L103 13L102 14ZM112 11V12H111ZM168 11V12H167ZM200 11H201V14H200ZM208 11H210L208 14L207 13H205V12H208ZM40 12H41V14H40ZM83 12H85V13H83ZM118 12H119V14H118ZM123 12H125V13H123ZM139 12V13H138ZM161 12V14H158V13H160ZM30 13H32V14H30ZM42 13H43V15H42ZM44 13H46V15H44ZM64 15H63V14ZM78 15H80V13H81V15L80 16H78ZM93 13H95V15L93 14ZM126 13H127V15H126ZM172 13H173V15H172ZM188 13V14H187ZM204 13V14H203ZM38 14V15H37ZM41 16H40V15ZM92 17H94L95 18V16H96V19H94V21H96L97 22V24L95 23V22H93V19L91 18V16ZM97 14H98V16H97ZM123 15L122 16V18L120 17L121 15ZM140 14H142V15H140ZM151 14V15H150ZM187 14V15H186ZM11 15V16H10ZM17 15H19V16H16ZM21 15V16H20ZM30 15V16H29ZM32 15V16H31ZM160 15V16H159ZM209 15V16H208ZM213 15H215L216 16V18L214 19L212 16ZM26 18H25V17ZM77 16V17H76ZM105 16V17H104ZM109 16H110V18H109ZM131 16H132V18H131ZM144 16V17H143ZM148 16V17H147ZM154 16V17H153ZM161 16H162V18H161ZM166 16H169V18H166ZM171 16V17H170ZM187 16H190L189 18H191L190 20L188 19V18H186ZM202 16H203V18H202ZM14 17V18H13ZM22 17V18H21ZM74 17V18H73ZM81 17V18H80ZM99 17V18H98ZM106 18V19H104V18ZM109 19H108V18ZM141 17H143V19H141ZM146 17H147V20H146ZM150 17V18H149ZM208 17V18H207ZM47 18V19H46ZM79 18V19H78ZM121 18V19H120ZM138 18V19H137ZM145 18V19H144ZM174 18V19H173ZM18 21H17V20ZM21 19H24L25 21H22ZM30 19H32V20H30ZM36 21H35V20ZM53 19V20H52ZM80 19L82 20V22L80 21ZM86 19V20H85ZM99 19V20H98ZM103 19V20H102ZM117 19V20H116ZM130 19V20H129ZM151 19V20H150ZM167 19H168V22H167ZM186 19H188V20H186ZM206 19V20H205ZM217 19V20H216ZM64 20V21H63ZM109 20V21H108ZM111 20V21H110ZM122 20V21H121ZM131 20H133V21H131ZM140 20V21H139ZM150 20V21H149ZM161 20V21H160ZM179 20H182V21H179ZM205 20V21H204ZM214 20H216V22H218V23H214ZM31 21V22H30ZM34 21V22H33ZM53 21H55L56 23H53ZM83 21H84V23H83ZM148 21L150 22V25H148L149 23H148ZM186 23H185V22ZM19 22V23H18ZM107 22H108V24H107ZM113 22V23H112ZM124 22V23H123ZM133 22V24H131ZM144 22H146L147 24H144ZM157 22V23H156ZM213 22V23H212ZM33 23V24H32ZM68 23L70 24L69 25V27L67 26V28H68V30L65 28V26L66 25H68ZM91 23V24H90ZM121 23V24H120ZM141 23V24H140ZM143 23V24H142ZM161 23H163L162 25H161ZM181 23V24H180ZM195 23V24H194ZM10 24V25H9ZM39 24H41L42 25V27H40L41 25H39ZM82 24V25H81ZM104 25V27L102 28L101 27V25ZM126 24H128V25H130V26H128V25H126ZM135 24V25H134ZM154 24H155V26H154ZM180 26H179V25ZM190 24H194V26H192V25H190ZM204 24H205V26H204ZM25 25V26H24ZM28 25L30 26V27H28ZM43 25H44V27H43ZM48 25V26H47ZM96 25V26H95ZM108 25V26H107ZM137 25H138V29H141L140 31L138 30L137 31ZM148 26L147 28L149 29L150 27V29L149 30H153V33L151 32V37H149V35H150V31L146 28L145 29V27L146 26ZM58 26V27H57ZM98 26H100V28H102V31H103V29L105 30V29H107L108 30V34H107V32H106V34H107V36L105 35L104 36V31H103V33H102V31H101V29H98ZM144 26V27H143ZM28 27V28H27ZM63 27H64V29H63ZM108 27L109 28H111V30L110 29H108ZM119 27V28H118ZM180 27V28H179ZM18 28H20L19 30H18ZM22 28H26V29H24V31H23V29ZM43 30V32H44V30L46 29L47 30V32L48 33H46V35H42V34H45V33H42V30ZM69 28H70V30L71 31H69ZM144 28V29H143ZM185 28H186V30H185ZM224 28V29H223ZM17 29V30H16ZM34 29V30H33ZM66 29V30H65ZM145 30L144 31V34H142L143 33V30ZM169 29H171L172 30V32H170L169 31ZM199 29V30H198ZM7 30H9L8 32H7ZM29 30L31 31V32H29ZM45 30V31H46ZM59 30H64V32L66 31V33H67V31L69 32L68 33V35L67 34H64V32H63V34L62 35H59L60 34V32L61 31H59ZM75 30H76V32L78 31V32H80L81 33V36H79L80 34L77 32V34H78V36L79 37H76V38H78V39H76L75 40V36L74 35H72V34H74V32H75ZM107 30H105V31H107ZM117 30V31H116ZM146 30H148L147 32H146ZM176 30H177V32H176ZM207 30V31H206ZM211 30H213L215 33H213V31H211ZM221 30H223V32H225V33H221L222 31ZM5 31V32H4ZM15 31V33H13ZM21 32V33H23L24 35H22V34H20L19 32ZM23 31V32H22ZM135 31H137V32H135ZM187 31V32H186ZM219 31H221L220 33H219ZM27 32H28V34H27ZM133 32H135L134 34H132ZM165 32H167L166 33V35H165ZM186 32V33H185ZM198 32V33H197ZM212 32V33H211ZM37 34V37H38V40H37V42H36V45H35V43L33 44V39H31V38H33V34ZM62 33V32H61ZM123 33V34H122ZM145 33H147V38H152V41H153V37L155 38L154 40H156V41H154V42H152V41H149V40H151V39H149V40H147L146 39V34ZM232 33V34H231ZM5 34V35H4ZM8 34V35H7ZM10 34H11V36H10ZM29 34H31V35H29ZM48 34H49V36H48ZM87 34V38L85 37V35ZM96 34V35H95ZM132 34V35H131ZM141 34H142V36H141ZM156 34V35H155ZM160 34V35H159ZM194 34H197L198 35V37L200 36V38H201V41H199L200 43H198V41H197V37L194 35ZM211 34H212V36H211ZM27 35V36H26ZM65 35H67L66 37H67V39H65L66 41L68 40V39H70V38H73V40H75V42H72L71 41V43L74 45H71V43L68 41V43L64 40V38H65ZM75 35H76V33H75ZM93 35H95L93 38H92V36ZM97 35H98V37L100 36V38H101V42L99 43V42H96L95 40H97L98 41V39H96L97 38ZM117 35V36H116ZM119 35V36H118ZM154 35V36H153ZM186 35V36H185ZM211 37H210V36ZM22 36V37H21ZM25 36V37H24ZM45 36H48V37H45ZM62 36V37H61ZM68 36H70V38H68ZM74 36V37H73ZM77 36V35H76ZM129 36V37H128ZM153 36V37H152ZM165 36V37H164ZM173 36V37H172ZM177 36V37H176ZM181 36V37H180ZM188 36V37H187ZM192 36V37H191ZM221 36L222 37H225V36H229V38H228V41L229 40H232V43L235 45V47L233 46V48H228V46L226 47V46H224L223 44H226L227 42H226V40L224 39V38H221ZM231 36V37H230ZM235 36V37H234ZM9 37H12V38H9ZM124 37V38H123ZM132 37H134V39L132 40ZM203 37V38H202ZM29 38H30V40H29ZM85 38H86V42H87V44H88V42H92V44L91 43H89L88 45H92V46H94L93 48L90 46V47H87V44H85L86 42H85ZM146 39L147 40V42L146 43H148V44H146V46L150 49V50H148V51H146L145 52V45H144V40L143 39ZM166 38V39H165ZM197 38V39H196ZM200 38L198 39V40H200ZM219 38H220V40H221V42L220 41H218L219 40ZM234 38V39H233ZM19 39V40H18ZM24 39V40H23ZM49 39H50V41H49ZM84 40L83 42H85V43H83L81 40ZM112 39V40H111ZM121 40V41H119V40ZM191 39H193L192 41H191ZM218 39V40H217ZM116 40H118V42L116 41ZM143 40V41H142ZM145 40V41H146ZM165 40H166V42H172V44H170V43H165ZM175 40H177L176 42H174ZM185 40H188V41H185ZM223 40V41H222ZM225 40V41H224ZM21 41V42H20ZM30 41V42H29ZM49 41V42H48ZM59 41H56V43L57 42H59ZM143 43H142V42ZM19 42L20 43H22V44H20L19 45ZM24 42V43H23ZM103 42V43H102ZM105 42H107V43H105ZM117 42V44L114 46V44ZM130 42H132V44L130 45V44H128V43H130ZM157 42V43H156ZM186 42H189L188 43V45L186 44ZM32 44V47L33 46H37L38 48H36V47H29L30 46V44ZM75 43V44H74ZM99 43V44H98ZM112 43V44H111ZM123 43H125V45H126V47L124 46H122V45H124ZM154 43H156V44H154ZM183 43V44H182ZM191 43V44H190ZM26 44V45H25ZM40 44V45H39ZM42 44V45H41ZM58 44V43H57ZM60 44V45H61ZM94 44V45H93ZM96 44H98V45H96ZM143 44V45H142ZM175 44H177V45H175ZM189 44H190V46H189ZM2 45V46H1ZM6 45V46H5ZM29 45V46H28ZM66 45V46H65ZM133 45H134V47H133ZM168 45V46H167ZM172 45V46H171ZM180 46V51H179V49H177L176 50V48H178L177 46ZM182 45V46H181ZM188 47H186V46ZM199 45V46H198ZM208 45V46H207ZM222 45L226 48H222ZM22 46V47H21ZM27 48H26V47ZM67 46H69V47H67ZM73 48H72V47ZM77 46V50H78V48H80V50H78V52H79V54H77V52H75V47ZM83 46H85V48L83 47ZM143 46V47H142ZM206 46L208 47V49L206 48ZM217 46V47H216ZM20 49H19V48ZM146 47V48H147ZM170 47H173L174 49H175V51L173 50V48H170ZM216 47V48H215ZM6 48V49H5ZM10 48V49H9ZM29 48H30V50H29ZM34 48H35V51H36V49H39V52H42L43 50V52L41 53V54H39V52H37V57H33V56H36V55H34L35 54V51H34ZM87 48V49H86ZM89 48H92L91 50L89 49ZM94 48H95V50L96 51H98V54H96L97 52L94 50ZM104 49V51H103V49ZM122 48L124 49V50H126L127 49V51H122ZM143 48L144 50H143V52H142V54L140 53L141 52V49ZM162 48V49H161ZM164 48H166V51H164L163 49ZM170 48V49H169ZM189 50V51H191V53H190V55H189V53H188V51H187V49ZM200 48H204L205 50H203V51H200L201 49ZM221 49V54H220V52H218V49ZM17 49H19V50H17ZM26 49V50H25ZM41 49V50H40ZM84 49H86V51L87 52H85V50ZM102 49V50H101ZM106 49V50H105ZM115 49V50H114ZM217 49V50H216ZM229 49V50H228ZM246 49L249 51V52H246ZM6 51V52H8V53H6V52H3V51ZM11 52H10V51ZM23 50V51H22ZM76 50V51H77ZM156 50V51H155ZM238 50V51H239ZM94 51V52H93ZM100 51H101V53H100ZM173 51V52H172ZM200 51V52H199ZM220 51V50H219ZM29 52V53H28ZM69 52H71V51H69ZM96 52V53H95ZM126 52V53H125ZM136 52V53H135ZM158 53V55H159V59L157 60V59H155L156 57H155V55ZM167 52V53H166ZM175 52V53H174ZM4 53V54H3ZM23 53H26L27 55H25V54H23ZM83 53H86V56H85V59H84V57H82V56H84V54ZM164 53V54H163ZM168 53L170 54V53H172V55H174L173 57L176 59V61H177V64H178V66L180 65V69H179V67L178 68H176V67H172L170 64H163L162 63V61H163V59H165V58H167V56H168ZM178 53L180 54V56L178 57V56H176V54L178 55ZM213 53V54H212ZM236 54V56H233V57H230L229 55H231V54ZM16 54V55H15ZM39 54V55H38ZM80 54H82V55H80ZM94 54V55H93ZM102 54V56H99V55H101ZM125 54V55H124ZM130 54V55H129ZM135 54V55H134ZM137 54V55H136ZM155 54V55H154ZM188 54V55H187ZM209 54H211V56H209ZM3 55V56H2ZM12 55H14V57H15V59H16V62H15V59H13V57H12V59L13 60H11V56ZM24 55H25V57H24ZM128 55H129V57H128ZM154 56V60L157 62L155 65H157V66H155V65H151V64H153V62L155 63V61L154 60H152L151 59V57L152 56ZM171 55V54H170ZM213 55V56H212ZM9 56V57H8ZM41 56V57H40ZM55 56H57V54L55 55ZM147 56H151L150 58L148 57L147 58ZM185 56L187 57V62H190V65L191 66H189L188 64V66L186 65V62H184L183 60L181 61V59H184L185 58ZM190 56V57H189ZM226 56H227V59H226ZM30 57V58H29ZM31 57H33V58H31ZM39 57H40V59H39ZM58 57V56H57ZM105 58L104 60H105V62H104V60H102L103 58ZM126 57H128L129 58V60H128V58H126ZM133 57H134V59H133ZM214 57V58H213ZM235 57H236V59H235ZM245 57H246V59H247V57L249 58V61H248V59L246 60L245 59ZM27 58V59H26ZM146 58V59H145ZM206 58H209L210 59V63H208V64H206V62L207 61H209L208 59H206ZM10 59V60H9ZM30 60V61H27V60ZM34 61H33V60ZM127 59V61H125ZM144 59H145V61H144ZM148 59V60H147ZM149 59L150 60H152V61H149ZM189 59H191V60H189ZM223 59H225V60H223ZM234 59V60H233ZM48 60H50V61H48ZM110 60V61H109ZM132 61L133 60V62H129V61ZM144 62H143V61ZM200 62H199V61ZM222 60H223V62H222ZM34 62L33 64H32V62ZM46 61H48V62H46ZM54 61H58V59L56 58ZM116 61V62H115ZM146 61H148V62H146ZM194 61V62H193ZM233 61V62H232ZM45 62H46V65H43V64H45ZM150 62H152L150 65H149V63ZM79 63V62H78ZM146 63H148L147 65H149V67L148 68H145V64ZM217 63H219L218 65L220 66V67H217V66H215ZM249 63H247V64H249ZM2 64V63H1ZM36 64H38V66L36 65ZM54 64H56V62L54 63ZM53 64V65H54ZM92 64V65H91ZM102 64V65H101ZM129 64H131L132 66H130ZM141 64V65H140ZM144 64V65H143ZM204 64V65H203ZM39 65H40V67L41 66H45V68H46V70H44L42 67V70L44 71V73L41 71V69H39L40 67H39ZM56 65H58L59 66V62L56 64ZM117 65V66H116ZM147 65H146V67H147ZM169 65V67H167ZM186 67H185V66ZM38 68H37V67ZM47 66V67H46ZM58 66H56L57 68H58ZM182 66H184V67H182ZM204 66V68H201V67H203ZM28 67H29V69H28ZM31 67H33V68H31ZM55 67V66H54ZM55 67V68H56ZM85 67V66H84ZM120 67V68H121ZM140 67V68H139ZM183 69H185V70H182V68ZM190 67V69L191 70H186V68H189ZM144 68V69H143ZM150 68V70H148ZM170 68L172 69H174V71L176 70L177 71V69H178V71H181L180 73H178V71H177V73L175 74V72H174V74H172L173 73V70H170ZM8 70L9 72H7V71H5V70ZM95 69H98L97 67L95 68ZM153 69V70H152ZM164 69H166V70H164ZM213 69H216V71L215 70H213ZM234 69V68H233ZM166 71V75H165V73H164V75L165 76H167L166 78L168 79V81H167V79H164L165 77H164V75L163 76H158L157 74H161L162 73V71ZM203 70V71H202ZM21 71H22V68H21ZM133 71V72H132ZM169 71V72H168ZM202 71V72H201ZM210 71H212L213 73H211ZM142 72V73H141ZM146 72H148L146 75H145V73ZM188 72V73H187ZM92 73V72H91ZM138 73H141V74H138ZM185 73V74H184ZM186 73L189 75V73H190V75H189V78L188 77H186V76H188V75H186ZM209 73H211V74H213V76L211 75V74H209ZM16 76H15V75ZM56 74H60V75H58V76H56ZM169 74V75H168ZM182 74V75H181ZM200 74V75H199ZM215 74H217V76L215 75ZM219 74V75H218ZM220 74H222V75H220ZM162 75V74H161ZM206 77H204V76ZM144 76H147V78L145 77L144 78ZM156 76H158V77H156ZM174 76V77H173ZM219 76H221V77H223V78H225V77H227L228 78V80H227V78H225V81H226V85L228 86L227 88H226V86H224V85H222V80H221V82H218L219 80L218 79H216V78H219ZM160 77V78H159ZM173 77V78H172ZM181 77V78H180ZM202 77H203V80H201L202 79ZM214 77V78H213ZM72 78V77H71ZM161 78H163V82L164 83H162L163 85H161V80H159V79H161ZM174 78H176V79H174ZM198 78L200 79V80H198ZM16 80V82H22L23 83V85H21L20 83L18 84V83H15L14 81ZM156 79V80H155ZM209 79V80H208ZM54 80V81H53ZM159 80V81H158ZM177 80V82H176V84L175 83H173V82H175ZM187 80H189L188 81V83L186 82ZM192 81V83H191V81ZM216 80V81H215ZM34 83H33V82ZM59 81V82H58ZM61 81H62V83H61ZM113 81V80H112ZM112 81H111V83H112ZM132 81H135V83H133ZM159 82V84H158V82ZM210 81V82H209ZM58 82V83H57ZM114 82V81H113ZM137 82V83H136ZM139 82V83H138ZM153 82H155V84H153ZM156 82H157V86H158V88L157 87H155V85H156ZM208 82L210 83V84H208ZM216 82V83H215ZM61 85H60V84ZM125 83V84H124ZM172 83L174 84L173 86H172ZM53 84V85H52ZM56 84V85H55ZM114 84V83H113ZM124 84V85H123ZM138 84V85H137ZM150 84V85H149ZM170 84V85H169ZM199 84V89H197V85ZM57 86V85H59V86H57V87H55V86ZM153 86L154 85V87L155 88H152V89H147V88H149V87H147V86ZM160 85V86H159ZM168 85V86H167ZM181 85V86H180ZM186 85H188V86H186ZM191 85V86H190ZM215 85V86H214ZM17 86V87H16ZM61 86V87H60ZM130 86H132V88L133 89H130ZM145 86V87H144ZM177 86H178V88H177ZM208 86V87H207ZM221 86H222V89H221ZM171 87V88H170ZM190 87V88H189ZM205 87H206V89H205ZM4 87L0 84V94L2 95H4V96H8L9 98L11 97V99H8L7 97V99L8 100H12V98H15V100L16 101H18L19 99H21V100H19L18 102H19V104L23 107V108H25V109H29V110H32L33 112H34V115H36L37 117H39V118H44L43 117V113H42V110L40 109V108H38V106H37V104H31V102H30V104L31 105H29V107H26V104L28 105V103H29V101H31L29 98H27V97H16V96H12L11 94H9V92H8V94H7V90H5L4 92L6 93H4L3 91H1L2 89H3ZM56 88H60L61 89V91H58V90H60V89H56ZM110 88V87H109ZM125 88H127V89H125ZM151 88V87H150ZM169 88V89H168ZM180 88V89H179ZM224 88H226V89H224ZM5 89V88H4ZM20 89V88H19ZM55 89V90H54ZM136 89V90H135ZM155 89H157L156 91H160L161 92V94L165 97V99H167V101L168 102H166L165 100H164V98H163V103H165L166 104V107H165V110H164V112H162V113H160L161 114V118L159 117V110L158 109H156V98H158V93L156 94V91H155ZM167 89V90H166ZM170 89H173V90H170ZM192 89H193V92H192ZM209 89V90H208ZM70 90V91H69ZM137 90H138V92H137ZM164 90H165V94H164ZM177 90V91H176ZM187 90V91H186ZM197 90H200V92L199 91H197ZM229 90V89H228ZM69 91V92H68ZM136 91V92H135ZM174 91H176V93H177V95H174L175 93H174ZM189 91H191V94H190V92ZM225 91V92H224ZM143 92L144 93H146L145 95L143 94ZM112 93L114 94V95H112ZM116 93H121V95H117ZM209 94L208 96H207V94ZM222 94V95H219V94ZM126 96L125 97V99H122L124 96ZM127 94H128V96H127ZM137 94V95H136ZM138 94H140L141 95V97L138 95ZM167 94V95H166ZM1 95H0V100L2 99V97H1ZM117 95V96H116ZM129 95H131V96H129ZM135 95V97L137 98V99H140V101L141 100H143V102L141 101V103L139 102V103H137L139 100H136V98H133L132 96H134ZM186 95H188V96H186ZM190 95V96H189ZM192 95V96H191ZM198 95V96H197ZM255 96H254V99L255 98H259L258 97V95H256V94H254ZM3 96V97H4ZM112 96H115V99H116V97L118 98L117 100L118 101H116V100H114V101H116V103L114 102L113 103V101H111L112 99H114V97L113 98H111ZM123 96V97H122ZM137 96H139V97H137ZM148 96H149V98H148ZM170 96H173V98L175 99L174 101L172 100L171 101V98H170ZM204 96H207V97H204ZM220 96V97H219ZM257 96V97H256ZM178 97V98H177ZM192 97V98H191ZM200 97L202 98V99H200ZM209 97V99H206V98H208ZM224 97H226V98H224ZM5 98V97H4ZM18 98V99H17ZM147 98V99H146ZM150 98L151 99H153L154 101H153V103L155 104V107L153 108V106L151 105L152 104V102L150 101ZM176 98H177V100H176ZM184 98H185V100H184ZM190 98L191 99H194V100H190ZM122 99V100H121ZM135 99V100H134ZM149 99V100H148ZM170 101H169V100ZM251 99V100H250ZM253 99V95H251V96H249V97H246L244 100H243V103H244V105H246L245 106V109H250V108H252L253 109V107L256 105V100H258V99H256V100H252ZM14 100V99H13ZM24 100H26V102L24 101ZM27 100H28V102H27ZM121 100V101H120ZM126 100V101H125ZM190 102H188V101ZM198 100H200V101H198ZM223 100H225V101H223ZM21 101V102H20ZM123 101H125L126 103H127V105H129V108L130 107H134L133 109L132 108H130V112H132V113H130L129 111H128V106H126V105H124V102ZM137 101V102H136ZM179 101V102H178ZM181 101V102H180ZM184 101H186V102H184ZM196 101H198L199 103H196ZM261 100L259 99V101H257L258 102V104L256 105V107H254V110L256 109V111H254L253 110V112L255 113V114H257V115H255V121L256 122H252V123H256V124H258V126H262L263 127V129H264V116H263V112H264V110H262L263 108H262V106H261V108H260V106H258V105H261V102H260ZM100 102V104H102V106H103V108H105V109H103L104 110V112L106 111V109L108 110L109 109V112L107 111V112H105V114L104 113H102V114H104V116L101 118L100 117V113L103 111L101 108H102V106L101 105H99V107H98V104L97 103H99ZM121 104H120V103ZM128 102H130L129 104H128ZM185 104H184V103ZM191 102H193L192 104H191ZM251 102V103H250ZM125 103V104H126ZM136 105H135V104ZM177 103V104H176ZM97 104V105H96ZM120 104V105H119ZM147 104V105H146ZM153 104V105H154ZM180 104V105H179ZM194 104V105H193ZM112 105H114V106H112ZM134 105V106H133ZM174 105H179V106H177L176 108L177 109H175L174 107ZM184 105V106H183ZM188 105V106H187ZM198 105L201 107H198ZM30 106H32V107H30ZM35 106H37V107H35ZM121 106V107H120ZM181 106V107H180ZM191 106V107H190ZM226 106V107H227ZM237 106V105H236ZM253 106V107H252ZM258 106V107H257ZM116 107H117V109H116ZM119 107H120V110H118L119 109ZM144 109H143V108ZM148 107V108H147ZM151 107H152V109H151ZM187 107H189V108H187ZM196 107V108H195ZM34 108H36V109H34ZM95 108V109H94ZM123 108H124V110H123ZM127 108V109H126ZM168 108V111L166 110ZM171 108H173V112H172V109ZM179 108V109H178ZM181 108H182V110H181ZM185 108V109H184ZM195 108V109H194ZM218 108L219 107H217V109H215V108H211V112H214V115H215V112H216V116L215 117H217V116H220L219 118H221L222 119V115L223 114H226V112H225V110L224 109H221V111H220V109L218 110ZM232 108V109H231ZM40 109V110H39ZM99 109H101V112H100V110ZM141 109H143V110H141ZM152 111H151V110ZM174 109L176 110V111H174ZM35 110H36V112H35ZM95 110H98L100 113V115L95 111ZM140 110V111H139ZM170 110V111H169ZM185 110V111H184ZM237 110H239V108H237ZM258 110H260L261 112H259ZM3 111V110H2ZM1 110H0V112H2ZM7 111L8 110H4L3 111V113L5 112V113H7ZM122 111V112H121ZM123 111H124V114H123V117L121 116H119L121 113H123ZM156 111H158V114L156 113ZM181 111H184L183 113H181ZM198 111V112H197ZM142 112V113H141ZM148 112V113H147ZM153 112H155L154 114V116H152L153 114ZM171 112V113H170ZM191 112V114H189ZM207 112H209V111H207ZM240 112V111H239ZM3 113H0V143H1V145H3V146H1V147H4L3 149H2V151L4 152V154L7 156V157H12V158H14L16 161H18V162H20V163H25V164H27L28 166H30V167H36V169H38V168H40V166H43L44 165V161L45 160H49V161H47V163H48V166H46V167H44V170H41V171H46V172H49L50 173V180H51V178H52V180L50 181V182H48V183H46L45 184V182H43L42 183V185H41V187L38 189L35 185H32V186H29V187H27V186H25V187H22V185H26L27 183L26 182H22L21 183V186H20V188L19 189H11V190H9V192H10V194H12L13 196L15 195V194H17L18 192H20V191H22L23 193H25L26 191H25V189L28 191H30V193H29V197H30V200H31V203H30V205H29V209H31V210H34V208H33V206H35L36 205V209L32 212L31 211V213H32V217H31V215H30V217L32 218V220L30 219V217H29V220H30V224L29 223H27V224H29V225H27V226H29L30 228L28 229V227H27V229H26V236H27V239H29V234L28 233H30V235L33 237V238H35V241H37V240H39V241H48V239L51 237V231H50V233H48L49 231L48 230H50L49 229V225H50V223L48 224L47 223V221L48 222H50V219H51V223L52 222H55L56 221V219H58V221H59V218L62 216H64L65 215V219L67 218V216H68V213L70 212V214H71V216H69V218L70 219H73V221L71 220H68V219H66L67 220V222L69 223V226H71V227H74V228H81L85 233H88V232H92V234L94 235V237L96 238V236H97V240H98V242H100V243H103V244H107L108 243V238L110 237L109 235H110V233H111V230L110 229H108L107 231H108V233H109V235H107L108 233L107 232H104L103 231V227L99 224V223H97V222H94V224H92L93 223V221H96V220H94V217H92V218H90V219H88L87 218V216L82 212V210L80 211V209H67V208H69V206L65 209V210H61L62 211V213L60 212H58L59 210L58 209H55L51 204H54V202L56 201L55 200V197H53V196H51L55 191H57L58 190V188H60L61 189V192H65V189H66V187L69 185V182H68V180H70V179H66V178H68L69 176H67V175H69V171H70V168H71V166L69 167V169H66L64 166V163H62V162H59L58 161V159H62L63 157L62 156H64V152H66L67 150H66V148H63V147H60L59 146V143H60V141H63V136H61V135H58L59 133H57V132H55V133H53L52 135H49V137L51 136V139L52 140H54V139H56V140H58L59 138V136L60 137H62L61 139H59L58 141H57V145L58 146H56V144H55V140L53 141V142H50V148H51V150H53V149H56V150H59V151H56V150H54V152L52 153V151L51 152H49L48 154H47V156H46V154H44L45 153V151H46V148H45V146H43V145H45L44 143H42V137H43V132L45 131H47L48 130V128H47V126L45 127L44 125L41 127L40 126V124H39V126L42 128V130H41V128L38 126V124H35V123H33V122H29L28 120H27V118L26 117H28L29 115H27V113H25V112H20V113H18L17 115H14V114H12V113H10V112H8L11 116L10 117H13V116H16V117H13V119L11 118V119H9L10 117H9V114H8V118H7V114H5L4 113V116L2 115ZM115 115H113V114ZM129 114L128 116L127 115H125V114ZM166 113V115H164L163 116V114H165ZM170 113V114H169ZM177 115H175V114ZM179 113H181V114H179ZM195 113H197L196 115H194ZM263 113V114H262ZM23 114V116H24V118L22 117V119H24L23 121H22V119H21V121H17V119L18 120H20L19 118H21V117H19L20 115H22ZM149 114H152L151 116L149 115ZM169 114V115H168ZM25 115H27V116H25ZM132 115H133V117H132ZM1 116H3L2 118H1ZM6 116V117H5ZM119 116V117H118ZM166 116H168V117H166ZM189 116V117H188ZM105 117V118H106ZM116 117V118H115ZM157 117H159L161 120H162V122H161V120L159 121L158 120V118ZM176 117H177V120H176ZM191 117V118H190ZM16 118V121L17 122H13V120ZM100 118H101V120H100ZM137 118H139V119H137ZM141 118H144L143 120L145 121H143ZM147 118V119H146ZM155 118V119H154ZM185 120H184V119ZM218 118V117H217ZM107 119V118H106ZM105 119V120H106ZM221 119H218V122H222V120ZM27 120V121H26ZM114 122H113V121ZM133 120V121H132ZM140 120V121H139ZM149 122H148V121ZM172 120L174 121V122H172ZM219 120H221V121H219ZM152 121V122H151ZM154 121H156V122H154ZM176 121H178V122H176ZM180 121H182V123H180ZM186 121V124H188V122ZM116 122H118V124L116 123ZM146 122L147 123H149L150 125H152L153 126V128H152V126L150 127L149 126V124H146ZM158 122V123H157ZM168 122V123H167ZM170 122V123H169ZM25 123V124H24ZM164 123L166 124V126L164 125ZM178 123V127H177V124ZM261 123H263V124H261ZM31 124H34V125H37L39 128H37L36 126H35V128H31L30 126H32ZM43 124H47V123H43ZM104 124H107V122L106 123H104ZM124 124L121 126V127H123L124 126ZM145 124V125H144ZM154 124V125H153ZM157 124H159V125H157ZM173 124V125H172ZM26 125H29V127L27 128V130H24V129H26V128H24ZM33 125V126H34ZM127 124H125V127H123V129H125L126 131H129V127L128 126H126ZM140 125V126H139ZM213 123H211L210 124V126L213 128ZM216 125V124H215ZM22 126V127H21ZM24 126V127H23ZM167 127V129L168 128H170V129H168V131L166 130V128H163V127ZM217 126V127H216ZM216 126H214V128H217V129H212L213 131H214V135L213 134H211V135H213V139H212V142H211V145H212V143H214L213 145L214 146H212V148L215 150V151H217V154H218V159H219V161L222 163V165H224V166H227V167H231V168H233V172H234V170L237 172L238 171V169L237 168H234L235 166L233 165V163H232V156L234 157L233 159L234 160H236L235 158H236V155L237 154H235V153H237L236 152V150L234 149L233 150V147L229 144V141L227 140V138H226V136L224 135V133H220L219 132V130H218V125H216ZM49 127V126H48ZM150 127V128H149ZM162 127V128H161ZM12 128V129H11ZM15 128H17V129H15ZM29 128H31L30 129V131H32L33 133H34V135H35V138H37V137H41V139L40 140H35L34 138H32L31 136H33L34 137V135H33V133H31V132H29V133H27L29 130ZM36 128H37V130H39L40 129V131L39 132H37V130H36ZM175 128H178V129H176L175 130ZM11 129V130H10ZM15 130V132L16 133H14V130ZM22 129V130H21ZM155 129V130H154ZM163 129H165V130H163ZM263 129H261V130H263ZM13 130V131H12ZM133 130V131H132ZM169 130H171V132L169 131ZM217 130H218V132H217ZM27 131V132H26ZM131 132H134L135 131V129L134 128H131V130H130ZM155 131V132H154ZM166 131H167V133H166ZM215 131H216V133H215ZM264 131V130H263ZM262 131V132H263ZM21 132H23V133H25L24 135L21 133ZM44 132V133H45ZM137 132H139L141 135L139 136L138 134H137V137L138 138H140V139H146V138H150L149 136H148V134H146V133H143V132H140V131H138L137 130ZM170 132V133H169ZM14 135H13V134ZM37 133H39V134H37ZM136 133V132H135ZM174 133H176V134H174ZM22 134V135H21ZM26 134H27V136H26ZM28 134H29V136H30V139H29V137H28ZM32 134V135H31ZM41 134V135H40ZM173 134V135H172ZM145 135H146V137H145ZM175 135V137H173ZM23 138H22V137ZM26 136V137H25ZM56 136H57V138H56ZM136 136V135H135ZM217 136L219 137V139L217 138ZM48 137V139H50ZM145 137V138H144ZM12 138V139H11ZM250 138V137H249ZM1 139H3V141H1ZM14 139V140H13ZM23 139H24V141H23ZM218 141H217V140ZM21 140H22V142H21ZM147 140V139H146ZM149 140V139H148ZM216 140V141H215ZM222 140H224V141H222ZM8 141V142H7ZM25 141H26V144L28 143L29 145H32V146H28V144H27V146H26V144L24 145V143H25ZM28 141V142H27ZM78 141V140H77ZM77 141H75V142H77ZM218 144H216L215 142ZM18 142V143H17ZM21 142V143H20ZM32 142L34 143V142H37V146H33V144H32ZM59 142V143H58ZM75 142H73V145H69V148H70V146L72 147V148H70V150L72 149L73 150V153H77V152H79V150H81L82 152H87V148L86 147H84V146H90V147H88V148H92V149H88V152L87 153H93L94 151H95V153H96V151H98L97 149H100L99 147H97V146H99V145H97V146H93V145H89V144H87V143H85L84 141L83 142H81V140L78 142V143H75ZM219 142V143H218ZM223 142H225V143H223ZM14 146L13 148H12V150H9V149H11L10 147H12V145ZM23 143V145L22 146H20L21 144ZM223 143V144H222ZM11 145V146H8V145ZM61 145H64L65 146V142H61L60 143ZM87 144V145H86ZM228 144V145H227ZM5 145H7L8 147H6ZM82 146L81 148L80 147H78V148H80L79 150H78V148H74V146ZM227 145V146H226ZM230 145V146H229ZM255 146H256V148L258 149L259 148V144L258 143H256L255 144ZM30 147V148H29ZM41 147V148H40ZM97 147V149H95L94 151H93V148H96ZM39 148H40V151H39ZM53 148V149H52ZM61 148V149H60ZM101 148L103 149L102 151L103 152H105L106 153V155H107V152H106V149H105V147H102L101 146ZM218 148V149H217ZM228 148H230V150L231 151H233L232 153H231V151L229 150V151H227L228 150ZM24 151V150H26V152H23L22 150ZM28 149V150H27ZM35 149V151H33ZM64 149V150H63ZM76 149V150H75ZM85 149V150H84ZM158 149L159 150H161V148L158 146ZM220 149V150H219ZM7 150V151H6ZM63 151V153L64 154H62V153H59L60 151ZM76 152H75V151ZM167 150V162H169V164L170 165H172L173 166V162H171V160L172 159H174L175 158V156H174V151L171 149L170 150V148H169V150H168V148L166 149ZM261 150V149H260ZM20 151V152H19ZM29 151H31L32 152V154H29V153H31V152H29ZM41 151H42V153H41ZM61 151V152H62ZM99 151H101V149L99 150ZM98 151V152H99ZM173 151V152H172ZM10 152H12L11 154H10ZM17 152V153H16ZM96 153V155H98L99 153ZM103 152H101V155L102 156H104V159L106 160V159H108L106 162H108L109 161V156H110V154H108L107 156H105V155H103L102 153ZM170 152H172L171 154H170ZM262 152V151H261ZM16 153V154H15ZM20 153V154H19ZM22 153V154H21ZM36 153V154H35ZM38 153H39V155H38ZM52 153V154H51ZM57 155H56V154ZM104 153V154H105ZM42 156H41V155ZM66 154L67 155H70L69 154V151L68 152H66ZM94 154V153H93ZM169 154V155H168ZM224 154H226V156H224ZM19 155V156H18ZM26 155L28 156V157H26ZM35 155V156H34ZM67 155H65V157L67 156ZM100 155V154H99ZM229 157H228V156ZM22 156H23V158L25 157L27 160H28V158H29V163L24 159V160H22L21 158H22ZM58 156V157H57ZM71 156V155H70ZM133 156H135L134 154H131L129 157H127V156H125V157H120V163L118 162V163H114V166H115V168H116V172H118V174H119V176L117 177V178H115V180H113L112 181V184H110L109 185V187H108V189L106 190L107 191V193L110 191H112V193L116 196V198H117V200H119L120 201V203H116V202H109L110 201V199H109V197L108 196H106V198H107V201H108V199H109V203L113 206V207H121V204H124L125 206H126V208L127 209H129L130 211H131V209H133V208H136V207H133L134 206V202H133V196H132V189H130V187L128 186V182L130 181V182H134V181H132V180H134V179H138V176L137 175H139V173H141V170L140 169H142L141 167H139L138 165H137V163L134 161V159L133 158H135V157H133ZM172 158H171V157ZM36 157V158H35ZM67 157H69V156H67ZM127 157V158H126ZM228 157V158H227ZM33 159V160H30V159ZM37 158H38V160H37ZM57 158V160H55ZM226 158V159H225ZM231 158V159H230ZM65 159V158H64ZM68 159V158H67ZM67 159H65V161L66 162H69V160H67ZM231 160V162L229 161V160ZM227 160V161H226ZM38 161V162H37ZM56 161V162H55ZM226 161V162H225ZM33 162H34V164H33ZM35 162H36V164H37V166L35 165ZM57 163V164H56ZM127 163H128V165H127ZM129 163H131V164H129ZM134 163V164H133ZM229 163H232V164H229ZM24 164V165H25ZM118 164V165H117ZM133 164V165H132ZM63 165V166H62ZM130 165V166H129ZM39 166V167H38ZM60 166V167H59ZM122 166H125L124 168L125 169H123V167ZM138 166V167H137ZM261 166V167H260ZM43 167H42V169H43ZM55 167H56V169L58 170V171H56V169H55ZM62 167H64V168H62ZM119 167V168H118ZM45 168H46V170H45ZM61 168L63 169V172H61ZM3 169H6V168H3ZM3 169H1V170H3ZM54 169V170H53ZM129 169H130V171H129ZM255 169L256 170H258L259 171V177H260V175H261V177H260V184H259V186H258V189H257V196H256V198L254 199V200H252L251 201V205H252V207L253 208H255L260 214H261V216H262V218H264V161H262L261 162V164L259 165V166H256L255 167ZM262 169H263V171H262ZM0 170V171H1ZM53 170V171H52ZM118 170H120V171H118ZM4 171V170H3ZM8 171V170H7ZM31 171V170H30ZM34 170H32V172H33ZM40 171V170H39ZM50 171H52V172H50ZM6 172V171H5ZM65 172V173H64ZM137 172V173H136ZM261 172V173H260ZM124 173H125V175H124ZM53 174V175H52ZM63 176H62V175ZM234 174H236L235 172H234ZM61 175V176H60ZM132 175V176H131ZM60 176V177H59ZM113 176V175H112ZM136 176V177H135ZM236 176H237V178H236V186L237 187H239V188H245L248 184H247V181H246V176H242V175H240L239 173H237L236 174ZM55 177H57V180H56V178ZM62 177V178H61ZM128 177V178H127ZM173 177H174V180H175V182L177 183V184H179V181L181 182V179H180V177H178L177 175H175V174H173ZM60 178V179H59ZM124 178V179H123ZM127 178V180H125ZM62 179V182L60 181ZM123 179V181L121 182V180ZM131 179V180H130ZM243 179H245V180H243ZM263 179V180H262ZM64 180V181H63ZM245 181V182H244ZM118 182H121V185H122V187L121 186H119L120 185V183H118ZM124 182V183H123ZM239 182H241V184L239 183ZM262 182V183H261ZM61 183V184H60ZM110 183V182H109ZM243 183V184H242ZM60 184V185H59ZM64 185V187H63V185ZM116 184V185H115ZM118 184V185H117ZM125 184H127L126 186H125ZM53 186L54 188H55V190H51L50 189V186ZM57 185V186H56ZM263 185V186H262ZM13 186H14V184H13ZM47 186L49 187V191L50 192H48V191H46V190H48V188H47ZM2 187H3V185H1L0 186V197H1V202H2V214L6 217V219L8 220V221H10L9 223L10 224H8L7 226H8V229H9V227H10V225H12V222H13V220H12V218L14 217V215H17V214H20L21 216H22V214L21 213H17V214H15V212L13 211V209L14 208H16V203H14V201H15V199L17 200V197H16V195H15V197H11L12 195H6L5 194V192H4V194L6 195V196H8L7 198L9 199V200H11L12 199V201L13 202H11V201H9L7 198V201H5L6 199H5V196L3 195V193H2V190H4L7 186H5L4 187V189H2ZM12 187V186H11ZM44 187H46L47 189H45ZM63 187V188H62ZM8 188V187H7ZM7 188L5 189V190H7ZM38 191V190H40L39 192H36V190ZM112 188V189H111ZM116 188H118L117 189V191H116ZM262 188V189H261ZM2 189V190H1ZM109 189H111V190H109ZM121 189V190H120ZM123 189V190H122ZM114 190H115V192H114ZM258 190H259V193H258ZM8 191V190H7ZM261 191V192H260ZM9 192H7V194L9 193ZM11 192H13V193H11ZM35 194H34V193ZM47 193V194H46ZM120 193H122V194H120ZM120 194V195H119ZM128 194V195H127ZM32 195H33V197H34V203L35 202H37L35 205H33L32 206V203H33V201H32ZM37 195L38 196H41V197H43V198H41L40 197V199H39V197L37 198ZM44 195V196H43ZM62 195H63V193H62ZM4 196V197H3ZM63 196H69V194H64ZM83 196H85V199L84 200H87L88 201V197L86 196V194L85 195H83ZM121 196H122V198H121ZM87 197V198H86ZM123 197H125V198H123ZM127 197H128V199H127ZM3 198H4V200H3ZM82 198V197H81ZM37 199H39V200H37ZM131 199V200H130ZM36 200V201H35ZM82 201H84L83 199H81ZM89 200H91V198L89 197ZM256 200V201H255ZM87 201H85V204L87 203L88 204V202ZM254 201V202H253ZM9 202H11L12 204H14V206L12 205V207L11 208H13V209H11L10 207H9V205H11V203H9ZM16 202V201H15ZM257 202V203H256ZM33 203V204H34ZM39 203H44L43 205L44 206H42V205H40ZM114 203V204H113ZM116 203V204H115ZM253 203H254V205H253ZM8 204V206H5V205H7ZM38 204H39V206H38ZM84 204V205H85ZM86 204V205H87ZM129 204V205H128ZM133 205V206H132ZM4 206V207H3ZM31 206V207H30ZM54 208V209H52V207ZM8 207V208H7ZM43 207H44V209H43ZM47 207H48V209H47ZM49 207H51V208H49ZM258 207V208H257ZM6 208H7V210H6ZM39 208H41L40 210H38ZM47 209V213H46V209ZM4 209V210H3ZM10 209L13 211H10ZM8 211V212H10L11 213V215L9 214V213H7L6 211ZM36 210H38V211H36ZM45 212V215H48V216H45V215H43L44 214V212ZM71 210H75V212H74V214L72 213L73 211H71ZM78 210L80 211V213L78 212ZM6 212V213H4V212ZM53 211V212H52ZM40 212H42V214H40V215H38L37 216V214H39ZM52 212V213H51ZM55 212H57L59 215H60V217H59V215H58V217H56V216H54V214L53 213H55ZM79 213L78 215H76L75 213ZM49 213H51L50 215H49ZM61 214H63V215H61ZM137 214H138V216L142 219V220H144V221H146V217L144 216V214H142V213H140V212H137ZM9 215V216H8ZM41 215H43V217L45 216L46 218H44V219H47L46 220V224L44 223L45 222V220L43 219V217L41 216ZM55 215H57V214H55ZM76 215V216H75ZM79 215H84L83 217L81 216H79ZM8 216V217H7ZM10 216H12V217H10ZM36 218V220L38 221H36L35 219H34V217ZM41 216V218H37V217H40ZM51 216V217H50ZM74 216H75V219H74ZM231 218H230V220L228 221V222H226V225L228 226L227 227V230H230L231 228H232V226H233V221L235 220V219H237L236 217H237V214L233 211V212H231ZM232 216H234V218L232 217ZM48 217V218H47ZM14 218H16V217H14ZM13 218V219H14ZM124 219H128V217H125ZM123 218H122V220H121V224L123 225L124 224V222H123V220H124ZM34 220V221H33ZM83 220H86V221H88L87 223H85V224H82V223H84L83 222ZM93 220V221H92ZM232 220V221H231ZM7 221V222H8ZM18 220H17V218L16 219H14V222H13V226H15V223H18L17 222ZM42 221V223H40ZM58 221H56V222H58ZM237 221V220H236ZM77 223V227L76 226H73L72 224H76ZM31 224H33V226H31ZM38 224H42L43 226H40L41 227V230H42V228L46 225V226H48V228H43V230L41 231V230H39V228H38ZM45 224V225H44ZM48 224V225H47ZM82 224V225H81ZM87 224V225H86ZM239 224V223H238ZM36 225V226H35ZM91 225H92V227H91ZM94 225V226H93ZM96 225H98V226H96ZM137 225H138V223H137ZM45 226V227H46ZM79 226V227H78ZM87 226H89V227H87ZM111 226H113V224L111 223ZM139 226V225H138ZM141 226H143V225H140L139 226V228L141 227ZM38 229H37V228ZM93 227H95L96 229L95 230H93L94 228ZM16 228V226L12 229V226H11V230H12V232L13 233H15L16 232V230H14ZM35 228L37 229V230H35ZM8 229H7V231H8ZM47 230V234L46 233H44V231H46ZM100 229V230H99ZM35 230V231H34ZM100 231V232H99ZM141 231V230H140ZM35 232H37V234H35L34 235V233ZM44 234H43V233ZM0 233H2L1 235H3L4 234V231L3 230H1L0 231ZM41 233V234H40ZM102 233V234H101ZM39 234V235H38ZM157 233H155V235H156ZM42 235V236H41ZM44 235V236H43ZM45 235H47V236H45ZM53 235V234H52ZM55 235V234H54ZM53 235V237H55ZM68 236H69V238L66 236V238H61V236H56V238L57 237H60V239H61V241H59L58 239H55V238H53V237H51L49 240H51V239H54V240H58L59 242H62V244L64 245V246H66L68 249L67 250H69L70 252L73 250L72 248H73V246L75 245V243L77 242V241H75V240H77L76 238H74V241H75V243L72 241V236L68 233L67 234ZM183 235L184 234H180V236H182V237H180L179 236V238H178V241H177V246H176V259H175V264L176 263H178V264H184V263H182L180 260L181 259H183V257L181 258V256H179V255H181V251H183V250H185V255H184V257H185V259H190L191 257V255H193V254H195L193 251H196V249L194 248V247H189L190 245H187L186 244V249L185 248H183L184 247V239H183ZM39 236V237H38ZM141 236H143V234H141ZM156 236H158V234L156 235ZM40 237H42V238H44V240H42V239H38V238H40ZM72 238V239H71ZM182 238V239H181ZM37 239V240H36ZM116 239L118 240V242H119V244L117 243V241H116V243L118 244H116L115 243V249L117 248V251H119V249H120V251L123 249L122 248V246H123V241H122V239L121 238H119V237H116ZM72 241L73 242V244H71V242L70 241ZM65 241V242H64ZM178 245H180L179 247H178ZM182 245H183V247H182ZM121 248H120V247ZM178 247V248H177ZM189 247V248H188ZM194 248V249H193ZM156 249L159 251V254L161 255V253L163 254L162 256L164 257V255H165V250L164 249H162L161 247H159V246H157L156 247ZM181 249H183V250H181ZM180 250V251H179ZM193 250V251H192ZM73 251H76V248H75V250H73ZM180 252V253H179ZM73 252H71V254H72ZM129 253H131L130 251H129ZM193 253V254H192ZM159 255V257H156L155 258V260L156 261H153V260H149L150 262H148L147 261V263L146 264H165V258L160 262L159 260H160V256ZM158 256V255H157ZM180 257V258H179ZM187 257V258H186ZM95 258H97V260H101L100 262H103L102 261V259H104V262L103 263H105L107 260L105 259V258H101V259H98V256L97 255H95ZM106 260V261H105ZM136 260L138 261V258H136ZM180 261V262H179Z\"/></svg>",
	"mask_w": 264,
	"mask_h": 264
}]
</instances>
